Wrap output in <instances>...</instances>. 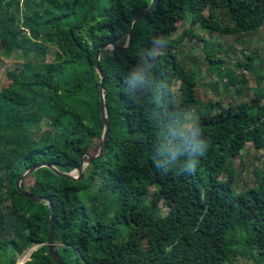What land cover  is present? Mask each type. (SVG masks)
Segmentation results:
<instances>
[{"label":"trees","instance_id":"16d2710c","mask_svg":"<svg viewBox=\"0 0 264 264\" xmlns=\"http://www.w3.org/2000/svg\"><path fill=\"white\" fill-rule=\"evenodd\" d=\"M151 1L0 0V53L20 61L0 89V264L42 244L26 264H56L46 245L49 202L66 264H234L243 249L264 264V167L241 192L232 170L247 144L264 151V75L246 101L203 103L195 72L176 54L200 33L261 31L264 0H153L133 25L130 49L100 57L109 124L103 155L79 180L46 166L22 179V189L48 200L16 187L32 165L68 172L97 153L104 126L97 54L124 47L132 19ZM227 76L241 95L244 82Z\"/></svg>","mask_w":264,"mask_h":264},{"label":"rangeland","instance_id":"374dc122","mask_svg":"<svg viewBox=\"0 0 264 264\" xmlns=\"http://www.w3.org/2000/svg\"><path fill=\"white\" fill-rule=\"evenodd\" d=\"M187 25L186 22L185 26ZM193 29L196 32L199 31L197 26ZM199 35L200 38L195 37L191 40L185 38L176 51L177 59L183 69L188 72H195L196 79H198L195 92L197 99L203 103L212 101L215 104L219 103L226 106L229 103L243 102L252 97L253 90L257 88L260 81L258 76L264 75V28L255 34L242 38L236 35L213 34L214 38L212 39L209 34L200 33ZM213 53L216 57L223 59L220 67L222 75L213 70L214 65L210 60ZM250 58L257 60L249 69H246L243 65L250 64ZM19 63L20 61L14 55L5 58L0 53V89L8 85L9 80L6 74ZM227 74L233 75L244 82L246 88L242 90L241 95L236 94V87H227L229 85ZM262 87H264V83ZM194 118L195 114L191 113L183 125L189 126ZM46 125L45 121L40 123V127ZM263 167L264 151L254 152L251 145L247 144L232 164V170L236 174L234 178L235 190L241 192L255 186L254 172L262 170ZM158 208L161 215L165 214L166 209L162 204H159ZM38 246L35 245L25 251L16 264H22V262L28 260L31 252L37 249ZM235 257L234 264H257L246 249L236 252ZM6 262L4 260V264H7Z\"/></svg>","mask_w":264,"mask_h":264},{"label":"water","instance_id":"95a60500","mask_svg":"<svg viewBox=\"0 0 264 264\" xmlns=\"http://www.w3.org/2000/svg\"><path fill=\"white\" fill-rule=\"evenodd\" d=\"M152 3H153V0L151 1L149 7L145 10V12L136 15L132 19L131 24H130L128 39H127L126 45L124 47H117V46L111 44V45L102 47L100 49V51L98 52V54H97V58H96V61H95V71L97 72V74L99 75L100 80H101V84H100V95H101L100 113H101L102 120H103V123H104L103 132H102V135H101L100 146H99V149H98L97 153L94 156H91L88 153H85V155L80 159L79 165L76 168H74V169H72V170H70L68 172L60 171L56 167H54L52 164L43 163V162L30 166L29 168H27L26 170H24L20 174V176L18 177V179L16 181L17 189L25 197H27V198H29V199H31L33 201L48 200V199H46L44 197L36 196V195H34L32 193H29L26 190L21 188L22 179L25 176H27L28 174L32 173L34 170H36V169H38L40 167L46 166V167L50 168L52 171H54L56 174H58V175H63V176H66V177H70V178L79 180L82 177L83 169L85 168V166L88 163H90L92 161V159L100 157L105 152L106 140H107L108 133H109V124H108V121H107V113H106L105 106H104V88H103V85H102V82H103V79H104L103 78V74L104 73H102L103 71H101L102 69H100L101 66H99L100 65V63H99L100 57H101L102 52L104 50L108 49V48H111V49H114V50L120 49V50H123V51L130 49V47L132 45L133 25H134V23L137 20H139L140 18L145 16V14L151 8ZM49 208H50V216H49V224H48V229L49 230H48V241H47L46 245L49 248V254H50V257L52 258V260L56 264H65L63 262V260L61 259L60 255H59L58 248H57V243L54 241V233H53V219H54V216H53L52 205H51L50 202H49Z\"/></svg>","mask_w":264,"mask_h":264},{"label":"clouds","instance_id":"9594fccd","mask_svg":"<svg viewBox=\"0 0 264 264\" xmlns=\"http://www.w3.org/2000/svg\"><path fill=\"white\" fill-rule=\"evenodd\" d=\"M139 78V77H138ZM198 146V145H197ZM206 148H207V143L206 142H204V148H203V150H202V153H203V151H205L206 150ZM196 167H197V163H192L191 165H190V170H195L196 169Z\"/></svg>","mask_w":264,"mask_h":264},{"label":"flooded vegetation","instance_id":"af4514ba","mask_svg":"<svg viewBox=\"0 0 264 264\" xmlns=\"http://www.w3.org/2000/svg\"><path fill=\"white\" fill-rule=\"evenodd\" d=\"M42 246H44V244L39 245V246L37 247V249L41 248ZM57 248H58V247H57ZM37 249H35L34 251H36ZM34 251L31 252L29 259L26 260V261H24V262H22V264H26L28 261L31 260L32 253H33ZM63 262H64V261H63ZM65 264H66V263H65Z\"/></svg>","mask_w":264,"mask_h":264}]
</instances>
